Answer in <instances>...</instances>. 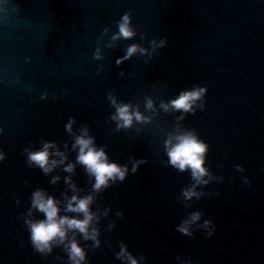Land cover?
<instances>
[{
	"label": "water",
	"instance_id": "water-1",
	"mask_svg": "<svg viewBox=\"0 0 264 264\" xmlns=\"http://www.w3.org/2000/svg\"><path fill=\"white\" fill-rule=\"evenodd\" d=\"M125 13L136 34L113 39ZM133 44L147 51L121 59ZM195 87L194 111L162 106ZM113 97L150 119L118 128ZM85 128L123 181L93 189L73 148ZM0 130V264H71L73 238L83 264H129L122 246L138 264H264V0H0ZM188 130L209 146L207 183L168 161L165 141ZM46 141L67 157L47 173L28 160ZM38 189L68 216L67 198L91 195L99 244L69 231L36 251Z\"/></svg>",
	"mask_w": 264,
	"mask_h": 264
},
{
	"label": "clouds",
	"instance_id": "clouds-1",
	"mask_svg": "<svg viewBox=\"0 0 264 264\" xmlns=\"http://www.w3.org/2000/svg\"><path fill=\"white\" fill-rule=\"evenodd\" d=\"M135 34V30L131 25V16L129 13H125L118 22V32L113 36V39H127ZM155 43L153 41L154 46ZM164 43L161 40L160 46H163ZM137 51L143 53L147 50L136 44L130 45L125 57L121 59H127ZM121 59L117 60L118 64L121 62ZM206 91L207 89L205 87L185 89L175 99L171 100L169 104H162V106L165 109L171 106L173 109L183 110V112L194 111L193 105L204 96ZM112 103L116 107V112L112 119L118 121V128H128L132 126L134 121L140 122L150 119L144 116L138 109H134L130 104L118 103L115 97L112 98ZM146 107H153V102L150 99L147 101ZM68 130L71 131V123L68 125ZM53 147V142L46 141L38 150L28 151L29 162L39 166L45 173L51 171L57 164H63L64 160L67 159L65 153L58 149L55 153H52L50 149ZM73 148L78 149L76 161L85 167L90 176L95 178V183L93 184L95 191H99L117 180L123 181L125 179L128 173V166L110 160L105 150L96 146L94 137L88 135L86 128L75 138ZM165 148L168 161L173 167L180 171L190 169L193 179L198 184L207 183L203 177L208 172L205 166V159L209 146L194 131L188 130L169 137L165 141ZM52 155L59 156L60 159H50ZM3 158V152H0V160H3ZM139 163L141 161L134 162L133 172L136 171ZM65 170L72 172L74 170V164L69 163L65 165ZM56 179L58 177H54L53 182ZM67 182L71 184V179L67 178ZM71 187L75 190L76 186L71 184ZM185 195L190 198L194 195V192L186 191ZM92 200L93 197L91 195L81 197L74 194L70 198H67L64 211L77 213L78 215H61L60 201L54 196L48 195L43 190H36L32 195V208L43 213L44 218L26 221L28 224L29 239L34 249L40 253H50L53 243H65L68 240L69 231H78L83 234L85 239H92L98 245V232L95 228L91 227L95 218V214L90 210ZM197 219H199V213L193 214L191 221ZM188 223L190 221H184L178 225V230L183 234H187ZM205 223L208 222L206 221ZM65 246L71 264H83L86 260V252L78 241L73 238ZM117 256L121 259H127L129 264H138L137 259L128 252L126 246H122Z\"/></svg>",
	"mask_w": 264,
	"mask_h": 264
}]
</instances>
